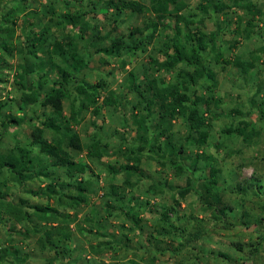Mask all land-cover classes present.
I'll use <instances>...</instances> for the list:
<instances>
[{
    "label": "rangeland",
    "instance_id": "obj_1",
    "mask_svg": "<svg viewBox=\"0 0 264 264\" xmlns=\"http://www.w3.org/2000/svg\"><path fill=\"white\" fill-rule=\"evenodd\" d=\"M95 1L0 0V14L18 7L27 8L22 13H17L15 21L20 22L23 15L30 16L32 12L36 14L31 15L33 18L26 24L14 26V38L7 41L9 53L0 50V102L5 104L3 114L20 116L18 109L20 87L15 81L23 56L19 50H24L23 37L30 29L36 32L47 19L52 18L47 11L53 10L56 15L68 11L72 13L78 10L90 11L85 18L86 22L94 31L99 32L100 36L108 32L112 23L118 27L122 35H127L130 30L143 27V24L152 18L150 13L138 15L128 11L115 17L111 11H105L102 6H97V9L92 11L91 7ZM198 1L184 0L188 7L183 13L196 14V21L202 18L195 9ZM142 2L147 4L148 0ZM252 2L264 11V0H252ZM225 14H212L211 19L206 20L205 23L207 30H212L215 27L212 24H224L222 22L224 18L231 20V24L224 26L220 31L222 35L218 44L222 55L230 58L240 56L243 60L256 57L258 60L253 70L243 74L234 66L225 67L215 64L212 55L208 57L207 68L215 74L216 79L214 82L201 80L197 91L201 95L212 96L217 102L210 105L209 112H204L207 122L211 124L207 143L197 148L191 145L189 140L186 143L188 155L186 162L201 153L207 156V163L199 160V166L212 165L219 170L217 185L214 186L216 193H220L224 204L235 208L232 215L247 210L249 224L235 223L229 229L223 228L221 224L214 226L210 223L209 213L202 211L196 193L190 192L184 199L178 198L176 192L185 186L186 174L176 176L167 163L156 162L148 154H143L140 163L142 176L129 177L130 185L125 184V175L122 172L116 174L110 172L109 166L118 170L126 162L123 155L129 148L135 147L134 143L141 135L135 118V106H138L139 98L135 93L127 90L128 73L132 72L136 81L140 83L146 78H155L159 83L162 80L166 84L176 82L174 71L157 70L148 58L150 55L162 61L164 45L176 38L171 31H158L154 33L152 42L147 47L148 52L145 54L137 52L123 54L119 58H107L103 54L93 53L92 47L90 54L82 48L79 50L85 66L77 71L78 79L91 85L103 83L101 97L110 94L119 95L121 105L116 108L103 107L97 116L90 112L82 113L80 123L73 125V129L79 134L85 146L96 140L100 149L97 150L100 152L99 158L90 156L85 149L82 152L69 151L72 159L86 166L84 172L75 180L69 181L61 168L51 166L52 159L40 154L37 147L30 145L32 127L45 117L54 115L49 108L41 107L39 104L29 107L27 115L35 120V124L23 123L19 127L7 129H3L0 125L1 153L16 148H27L34 160L35 171L46 166L48 172L52 174L49 177L38 176L22 184L9 173L8 169L3 170L0 180L5 181L6 186L2 188V193L9 196L14 204L19 205L20 201H23L29 205H45L47 200L35 193H43L50 182L60 185L69 181L74 186L77 181L89 184L88 202L75 209L59 204L55 200H48V204L57 214L54 219H48L46 226L62 225L71 233V239L67 244L68 255L61 260L62 262L67 261L68 264H131L132 261L136 264H239L241 262L264 264V16L256 23L258 28L255 33L250 38H246L236 34L234 23L236 14L244 16V12L232 7L226 10ZM165 23L172 28L173 18L167 16ZM0 25L4 26V24ZM66 34L67 31L62 26L54 28L50 41L55 38L60 40ZM108 43L109 41H106L103 44ZM36 54L40 55V53ZM68 60L72 62L70 57ZM45 73L48 79H40L42 90L45 91L54 80L52 73L48 71V66L30 75L29 82L35 84L37 78ZM207 86H210L209 90ZM72 98H75L74 94ZM69 104L70 100L63 101L65 116H69ZM153 120V117L147 120L148 136L152 132ZM242 122L251 125L252 131L249 136L229 134L224 131L227 128L241 127ZM187 132V126L182 119L172 121L171 133L174 143L179 145L183 142ZM52 135L51 131L45 130L44 137L47 140H50ZM195 176L203 178L204 173L198 172ZM152 184L157 187L156 190L151 188ZM254 185L261 187L255 188ZM112 186L124 194L123 202L126 210L135 208L142 220L140 228H135L121 213L108 211L106 205L115 206L108 201V193ZM238 187L246 189L247 192L238 191ZM253 192L258 195H253ZM173 198L178 199L180 204L176 214L180 228L190 229L199 220L209 223L206 228L207 233L202 238L192 241L175 254L170 251L172 246H177L176 243L155 232V228L160 226V214L174 204ZM220 219H223V216ZM45 224L37 219L28 225L15 224L12 220L4 219L3 224H0V248L9 246L16 248L20 256L25 259L21 264H46L54 256V252L39 249L37 246L39 233L32 228L36 225L39 229ZM152 235L156 236L157 241L152 239ZM259 237L260 253L255 258L241 256L231 245L236 241L248 245L257 242ZM105 242H112V245L106 246ZM59 262L60 260L56 259L53 264ZM0 264L17 263L9 256Z\"/></svg>",
    "mask_w": 264,
    "mask_h": 264
},
{
    "label": "trees",
    "instance_id": "obj_2",
    "mask_svg": "<svg viewBox=\"0 0 264 264\" xmlns=\"http://www.w3.org/2000/svg\"><path fill=\"white\" fill-rule=\"evenodd\" d=\"M97 6H102L105 11H111L115 17L128 11L138 15L150 13L152 18L149 22L144 23L143 27L130 30L127 35H122L118 27L112 23L108 32L104 36H100L99 32L94 31L86 22L85 18L90 11L78 10L73 13L68 11L60 15H56L52 9L51 12L47 11L52 15V18L47 19L36 32L30 29L23 37L22 47L24 50H19L23 56L15 81L20 87L18 103L20 116L3 114L5 104L0 102L1 127L7 129L19 127L23 123L34 122L35 124V120L27 115L29 107L39 104L41 107L49 108L54 115L45 117L44 120L32 127L30 145L37 147L40 154L52 159L51 166L61 168L69 181L75 180L78 175L84 172L86 166L72 159L69 156V151L82 152L85 149L90 156L99 158L100 152L97 150L100 149L99 142L96 140L85 146L81 142L79 134L73 129V125L80 123L82 113L90 112L97 116L103 107L116 108L121 105V96L119 95L110 94L101 97L100 91L104 89L103 83L91 85L78 79L77 71L85 66L79 50L82 48L90 54V47H92L93 53L103 54L107 58H119L123 54L137 52L145 54L148 52L147 47L152 42L155 32L171 31L176 35V38L164 45L162 61L150 55L148 58L157 70L174 71L176 82L166 84L162 80L159 83L155 78H146L144 82L140 83L136 81L132 72L128 73L127 90L135 93L139 98V104L135 106V118L141 135L135 141V147L129 148L123 155L126 162L118 170L109 166L110 172L112 174L122 172L125 175V184L130 185L129 177L132 175L142 176L140 163L143 160V154H148L156 162L167 163L176 176L186 174L185 186L176 192L178 198L184 199L190 192L196 193L202 211L209 213L210 223L214 226L217 227L221 224L223 228L229 229L235 223L248 225L249 212L242 210L232 215L235 208L224 204L220 193H216L214 186L217 185L219 170L212 165L199 166L200 161L207 163V156L201 153L186 162L188 159L186 143L190 140L191 145L199 148L206 144L209 138L211 124L207 122L204 112H209L210 105L217 100L212 96L201 95L197 91L201 80L206 79L214 82L216 79L215 74L207 68L208 57L212 55L215 64L225 67L234 66L243 74L253 70L258 60L256 57H251L250 60H243L240 56L224 57L218 44L220 35H222L220 31L224 26H229L231 20L224 18L222 21L224 24H212L215 26L212 30H207L206 20H210L212 14L226 15V10L228 11L232 7L240 9L244 12V16L236 14L234 18L235 32L240 37L250 38L258 28L256 23L261 21L264 11L252 0H199L195 9L202 18L196 21V14L183 13L188 7L184 0H148L147 4L142 0H96L92 4V11H95ZM26 9L18 7L10 9L5 14H0V24H4L3 27L0 25L1 51L9 53L7 41L14 38V26L26 24L33 18L31 15H36L32 12L30 16L23 15L20 22L15 21L17 13H22ZM167 16L173 18L172 28L165 23ZM59 26H62L67 34L60 40L55 38L50 41L52 30ZM74 35H76L75 38ZM106 41L109 43L104 45L103 43ZM36 53H40V55L38 56ZM68 57L72 62L68 60ZM46 66L54 80L51 86L43 91L40 79H48L47 73L39 76L35 84L29 82V76ZM207 89L209 90L210 86H207ZM73 94L75 98L71 99ZM64 100H70L69 116L63 114ZM152 117L154 123L151 135L148 136L147 120ZM176 119H182L188 131L186 139L179 145L174 143L171 133L172 121ZM241 125L236 129L227 128L224 131L229 134L249 136L252 131L251 125L247 122H242ZM45 130L53 133L50 140L44 137ZM6 169L22 184L38 176L49 177L52 175L46 166L35 171L34 160L27 148H16L7 153L0 152V175ZM198 172H203L204 177H196ZM69 181L60 185L50 182L43 193H35L47 200L45 205H29L23 201L16 205L9 196L2 193V188L6 186V183L0 180V224H3L4 219L23 225L33 223L34 219L45 222L44 227L38 229L34 225L32 228L39 233L37 238L39 249H48L54 252V256L46 264H53L56 259L60 260L58 264H68L67 261L62 262L61 260L68 255L67 244L71 239L70 231L63 228L62 225L52 226L49 224L46 226L48 219H54L57 214L48 204V200H55L59 204H65L73 209L86 204L89 200V184L87 182L77 181L74 186ZM253 187L260 188L261 186L254 185ZM151 188L157 189L154 184L151 185ZM237 189L240 192H247L242 187ZM253 195L257 196L258 193L253 192ZM108 196V201L115 205L111 207L106 205L108 211L121 213L135 228H140L142 220L135 208L131 207L126 210L124 207V194L112 186ZM173 202L172 206L167 207L160 214V226L155 228V232L170 239L172 243H176L177 246H172L170 251L175 254L192 241L202 238L207 233L206 228L209 223L199 220L190 229L180 228L176 217L180 204L176 198H173ZM24 204L26 206H23ZM220 216H223V219H220ZM151 237L157 241L156 236L152 235ZM125 239L129 241L126 236ZM258 241L248 245L236 241L231 245L241 256L255 258L260 253V237ZM105 245L111 246L112 242H105ZM98 248L99 246L96 250ZM157 249L162 251L158 247ZM9 256L17 264L25 262L16 248L12 246L0 248V263ZM222 257L226 256L222 255ZM131 264L136 263L132 261Z\"/></svg>",
    "mask_w": 264,
    "mask_h": 264
}]
</instances>
